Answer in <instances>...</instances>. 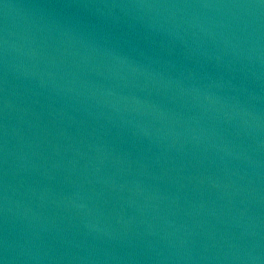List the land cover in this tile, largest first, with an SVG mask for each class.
<instances>
[{"label": "water", "instance_id": "water-1", "mask_svg": "<svg viewBox=\"0 0 264 264\" xmlns=\"http://www.w3.org/2000/svg\"><path fill=\"white\" fill-rule=\"evenodd\" d=\"M0 264H264V0H0Z\"/></svg>", "mask_w": 264, "mask_h": 264}]
</instances>
